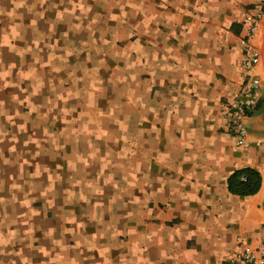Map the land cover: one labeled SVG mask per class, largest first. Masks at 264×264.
I'll return each mask as SVG.
<instances>
[{
	"label": "crops",
	"instance_id": "1",
	"mask_svg": "<svg viewBox=\"0 0 264 264\" xmlns=\"http://www.w3.org/2000/svg\"><path fill=\"white\" fill-rule=\"evenodd\" d=\"M263 233L264 0H0V264H222Z\"/></svg>",
	"mask_w": 264,
	"mask_h": 264
},
{
	"label": "built area",
	"instance_id": "2",
	"mask_svg": "<svg viewBox=\"0 0 264 264\" xmlns=\"http://www.w3.org/2000/svg\"><path fill=\"white\" fill-rule=\"evenodd\" d=\"M260 10L258 9L256 14L248 18L250 20L249 36L254 35L256 31ZM246 49V53L241 59L244 80L223 106L226 128L235 137L237 145H245L247 142L246 122L256 111L261 96V81L253 73L259 55L251 45H246ZM222 264H264V233L257 246L243 247L226 257Z\"/></svg>",
	"mask_w": 264,
	"mask_h": 264
},
{
	"label": "trees",
	"instance_id": "3",
	"mask_svg": "<svg viewBox=\"0 0 264 264\" xmlns=\"http://www.w3.org/2000/svg\"><path fill=\"white\" fill-rule=\"evenodd\" d=\"M258 171L250 167L235 169L227 177V189L231 194L247 196L254 194L260 187Z\"/></svg>",
	"mask_w": 264,
	"mask_h": 264
}]
</instances>
